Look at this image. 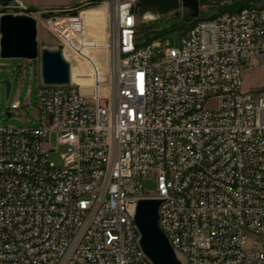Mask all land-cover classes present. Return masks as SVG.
I'll list each match as a JSON object with an SVG mask.
<instances>
[{"label": "built area", "instance_id": "2783aa9c", "mask_svg": "<svg viewBox=\"0 0 264 264\" xmlns=\"http://www.w3.org/2000/svg\"><path fill=\"white\" fill-rule=\"evenodd\" d=\"M103 1L102 47L67 11L41 13L93 85L42 83L34 124L0 121V264H153L135 224L144 199L161 201L182 264H264V90H242L245 68L264 71V1L199 15L179 48L141 36L139 0Z\"/></svg>", "mask_w": 264, "mask_h": 264}, {"label": "rangeland", "instance_id": "374dc122", "mask_svg": "<svg viewBox=\"0 0 264 264\" xmlns=\"http://www.w3.org/2000/svg\"><path fill=\"white\" fill-rule=\"evenodd\" d=\"M202 7L200 18L213 16L224 9L232 6L236 0H199ZM243 2L259 3L264 0H240ZM103 0H0V17L3 15L20 16L26 15L38 21V46L39 58L27 62L22 59H2L0 57V121L3 127H25L36 122V100L39 85L42 82L41 73V53L44 50L55 51L63 45L58 34L51 27V19L42 20V11L64 10L59 19L71 17L79 20L82 24L84 37L94 45L104 46L107 40V26L110 20L109 7ZM23 6V7H22ZM76 13L74 15L73 13ZM196 19L189 16L187 9L169 13L165 16L151 18L137 17L138 27L142 37L153 38L158 35H165L169 41V46L179 48L180 37L175 34L180 28L190 26ZM67 22L66 25H70ZM64 58L71 64L72 81L80 84L83 89L81 93L89 94L93 85L91 69L89 66L66 46ZM100 63H105L108 53L98 50L91 54ZM101 67V66H100ZM103 69V67H101ZM41 80V82H40ZM10 82L11 89L6 93V82ZM66 90L75 89L69 85L64 86ZM243 92L254 94L264 90V71L260 68L248 69L243 72ZM20 101V110L11 112L12 103ZM12 116L8 118L7 113ZM51 147L56 149L51 153L50 160L57 166H61V154L66 151L65 146H58L56 136L52 137ZM140 184L146 193H155L156 184L152 178L141 179Z\"/></svg>", "mask_w": 264, "mask_h": 264}, {"label": "water", "instance_id": "95a60500", "mask_svg": "<svg viewBox=\"0 0 264 264\" xmlns=\"http://www.w3.org/2000/svg\"><path fill=\"white\" fill-rule=\"evenodd\" d=\"M187 9L189 16L197 19L200 15L199 0H139L134 12L139 17L151 14L165 16L180 9ZM76 15V13H73ZM57 15L47 13L43 18ZM38 22L35 18L20 15L0 17V57L34 61L39 58ZM42 82L46 85H68L71 81V66L64 58L62 46L55 51L41 53ZM11 89L6 82V93ZM8 118L11 117L7 113ZM160 200H140L136 207L135 224L140 232V245L153 264H182L159 226Z\"/></svg>", "mask_w": 264, "mask_h": 264}, {"label": "trees", "instance_id": "16d2710c", "mask_svg": "<svg viewBox=\"0 0 264 264\" xmlns=\"http://www.w3.org/2000/svg\"><path fill=\"white\" fill-rule=\"evenodd\" d=\"M248 5H249L248 2H243V1H240V0H236V2L232 4V6H230V7L227 8V9H224L223 11H229V12H231V11H238V10H240V9H242V8H244V7H246V6H248ZM195 21H196V20H195ZM188 27H189V26H188ZM188 27L180 28L179 31L185 30V29H187ZM159 36H160V35L155 36V37H153V38H156V37H159ZM161 36H164V35H161ZM148 39H151V38H148Z\"/></svg>", "mask_w": 264, "mask_h": 264}, {"label": "bare ground", "instance_id": "6f19581e", "mask_svg": "<svg viewBox=\"0 0 264 264\" xmlns=\"http://www.w3.org/2000/svg\"><path fill=\"white\" fill-rule=\"evenodd\" d=\"M130 15H132V17H138L136 14H135V12H134V8H130ZM145 18H151V19H153V18H155V16H153V15H151V14H147V15H145L144 16V19ZM66 24V23H65ZM105 45H106V43H105ZM104 45V46H105ZM20 107H21V105H20Z\"/></svg>", "mask_w": 264, "mask_h": 264}, {"label": "crops", "instance_id": "0c3cea01", "mask_svg": "<svg viewBox=\"0 0 264 264\" xmlns=\"http://www.w3.org/2000/svg\"><path fill=\"white\" fill-rule=\"evenodd\" d=\"M26 61H27V60H26ZM27 62H29V61H27ZM40 82H41V80H40ZM42 83H43V82L40 83L39 87L41 86ZM14 102H19V103H20V101H17V100H15ZM20 105H21V103H20Z\"/></svg>", "mask_w": 264, "mask_h": 264}]
</instances>
